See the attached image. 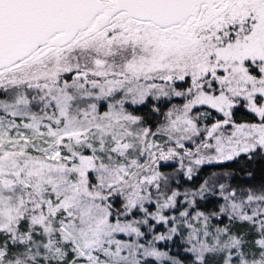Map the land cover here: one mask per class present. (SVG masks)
<instances>
[{"label": "snow or ice", "instance_id": "snow-or-ice-1", "mask_svg": "<svg viewBox=\"0 0 264 264\" xmlns=\"http://www.w3.org/2000/svg\"><path fill=\"white\" fill-rule=\"evenodd\" d=\"M258 156L264 0H0V264H264V179L181 191Z\"/></svg>", "mask_w": 264, "mask_h": 264}, {"label": "trees", "instance_id": "trees-1", "mask_svg": "<svg viewBox=\"0 0 264 264\" xmlns=\"http://www.w3.org/2000/svg\"><path fill=\"white\" fill-rule=\"evenodd\" d=\"M240 115L241 114L238 113V117ZM165 170L171 171V168ZM249 171L254 173L257 182L264 179V157L258 156L252 160L241 157L235 161H226L221 164H206L201 166L192 181L188 182L185 178H181V184L183 185L182 188L192 187L193 185L198 187L205 179L209 178L212 173L233 172L238 178H243L244 173ZM173 251H175L174 248Z\"/></svg>", "mask_w": 264, "mask_h": 264}, {"label": "rangeland", "instance_id": "rangeland-1", "mask_svg": "<svg viewBox=\"0 0 264 264\" xmlns=\"http://www.w3.org/2000/svg\"><path fill=\"white\" fill-rule=\"evenodd\" d=\"M184 188H181V191H183Z\"/></svg>", "mask_w": 264, "mask_h": 264}]
</instances>
